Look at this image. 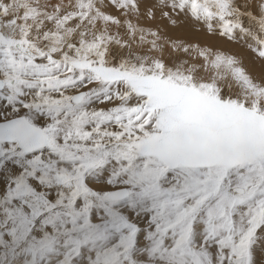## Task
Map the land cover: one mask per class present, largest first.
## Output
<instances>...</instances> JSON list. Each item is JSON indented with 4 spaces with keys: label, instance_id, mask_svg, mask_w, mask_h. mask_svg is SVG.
<instances>
[{
    "label": "snow or ice",
    "instance_id": "obj_1",
    "mask_svg": "<svg viewBox=\"0 0 264 264\" xmlns=\"http://www.w3.org/2000/svg\"><path fill=\"white\" fill-rule=\"evenodd\" d=\"M0 264H264V0H0Z\"/></svg>",
    "mask_w": 264,
    "mask_h": 264
},
{
    "label": "rangeland",
    "instance_id": "obj_2",
    "mask_svg": "<svg viewBox=\"0 0 264 264\" xmlns=\"http://www.w3.org/2000/svg\"><path fill=\"white\" fill-rule=\"evenodd\" d=\"M180 35L182 36V38L188 39V40H191V36H203V34H195V33H190V34H183V33H181ZM191 41H193V40H191ZM196 41H199V40H196ZM193 42H195V41H193ZM201 43H203V42H201Z\"/></svg>",
    "mask_w": 264,
    "mask_h": 264
},
{
    "label": "bare ground",
    "instance_id": "obj_3",
    "mask_svg": "<svg viewBox=\"0 0 264 264\" xmlns=\"http://www.w3.org/2000/svg\"><path fill=\"white\" fill-rule=\"evenodd\" d=\"M191 40L193 41L199 40L200 42L204 43L208 40V38L204 37V35L203 36H191Z\"/></svg>",
    "mask_w": 264,
    "mask_h": 264
}]
</instances>
